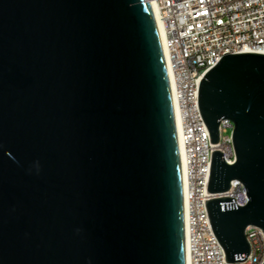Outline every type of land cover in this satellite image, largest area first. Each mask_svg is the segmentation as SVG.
<instances>
[{
    "label": "water",
    "instance_id": "obj_1",
    "mask_svg": "<svg viewBox=\"0 0 264 264\" xmlns=\"http://www.w3.org/2000/svg\"><path fill=\"white\" fill-rule=\"evenodd\" d=\"M212 155L206 202L228 263L264 233V55L197 81ZM0 264H187L184 171L149 0H0Z\"/></svg>",
    "mask_w": 264,
    "mask_h": 264
},
{
    "label": "built area",
    "instance_id": "obj_2",
    "mask_svg": "<svg viewBox=\"0 0 264 264\" xmlns=\"http://www.w3.org/2000/svg\"><path fill=\"white\" fill-rule=\"evenodd\" d=\"M160 12L174 72V95L182 115L181 140L186 157L187 224L190 264H264V233L248 227L251 255L228 263L207 209L209 200L235 199L247 205V190L233 181L224 193L211 194L212 155L222 151L225 162L237 161L233 144L235 126L220 122V142L211 144L208 127L197 102V81L226 54L264 55V0H149ZM231 129V134L224 133Z\"/></svg>",
    "mask_w": 264,
    "mask_h": 264
},
{
    "label": "bare ground",
    "instance_id": "obj_3",
    "mask_svg": "<svg viewBox=\"0 0 264 264\" xmlns=\"http://www.w3.org/2000/svg\"><path fill=\"white\" fill-rule=\"evenodd\" d=\"M152 11L156 17L157 24H158V29L161 33V43L164 49L165 53V58H166V63H167V69H168V77H169V85H170V91H171V97H172V104H173V110H174V116H175V122H176V129H177V135H178V141H179V147H180V152H181V158H182V164H183V171H184V198H185V224H186V250H187V264H190V253H189V231H188V224H187V198H186V185H187V180H186V157H185V151H184V145L181 140V134H182V115L180 111L179 104L176 100V97L174 95L175 91V83H174V72L172 69V64H171V58H170V53L167 47L166 43V31L164 28L163 21L160 16L159 9L154 5L151 4Z\"/></svg>",
    "mask_w": 264,
    "mask_h": 264
},
{
    "label": "rangeland",
    "instance_id": "obj_4",
    "mask_svg": "<svg viewBox=\"0 0 264 264\" xmlns=\"http://www.w3.org/2000/svg\"><path fill=\"white\" fill-rule=\"evenodd\" d=\"M231 134V129H228L226 133H224V136L230 135Z\"/></svg>",
    "mask_w": 264,
    "mask_h": 264
}]
</instances>
